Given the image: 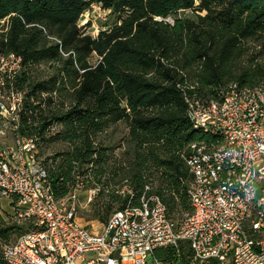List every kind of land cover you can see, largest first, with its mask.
Returning a JSON list of instances; mask_svg holds the SVG:
<instances>
[{"label":"trees","instance_id":"obj_1","mask_svg":"<svg viewBox=\"0 0 264 264\" xmlns=\"http://www.w3.org/2000/svg\"><path fill=\"white\" fill-rule=\"evenodd\" d=\"M92 3L117 20L97 36L80 25ZM1 21L0 59L21 58L6 79L22 93L14 124L37 147L64 145L42 163L57 200L81 176L98 188L86 221L78 217L92 233L127 204L130 193L116 188L123 181L135 203L149 180L169 217L190 211L184 180L192 175L183 157L191 144L210 146L217 137L193 127L185 93L207 101L231 82L264 85V0H0ZM40 65L46 73L33 74ZM54 97L59 104L45 113L42 103ZM120 123L128 132L119 154L113 129ZM12 231L28 230L3 226L0 236Z\"/></svg>","mask_w":264,"mask_h":264},{"label":"built area","instance_id":"obj_2","mask_svg":"<svg viewBox=\"0 0 264 264\" xmlns=\"http://www.w3.org/2000/svg\"><path fill=\"white\" fill-rule=\"evenodd\" d=\"M8 58L19 67L20 57ZM10 94L11 110L0 100L4 120L22 101L21 92ZM185 100L193 127L217 137L210 146L191 144L183 157L192 175L184 180L190 211L169 217L147 180L137 203L128 189L127 204L95 233L78 218L83 181L57 200L36 138L21 136L14 124L17 148L0 151V199L16 196L31 229L0 243L4 264H264V85L231 82L218 99L185 93ZM159 248L169 253L159 258Z\"/></svg>","mask_w":264,"mask_h":264},{"label":"rangeland","instance_id":"obj_3","mask_svg":"<svg viewBox=\"0 0 264 264\" xmlns=\"http://www.w3.org/2000/svg\"><path fill=\"white\" fill-rule=\"evenodd\" d=\"M116 16L112 14L110 11L104 9L101 5L92 3L88 10L85 12L84 16L82 17L80 21V25H85L86 27L83 29L84 32L87 34H91L92 36H97L98 32L101 29H107L114 25L116 22ZM4 21H1L0 28L4 26ZM98 56L96 54H92L90 57L91 63H95L98 61ZM16 66L14 62L10 59H0V100H2L5 105L11 110L13 107V98L10 94V91L12 87H7L6 79L10 78L11 75L15 72ZM46 67L44 65L37 66L36 68H33V74H39L43 75L46 73ZM43 96H46V93H44ZM55 96V95H54ZM55 104H59L58 99L56 97L53 98L52 103H49L48 100L46 102L42 103V107L45 110V113H48L50 109H52ZM21 107V104L18 108H16L13 111H9L10 114L7 115V118L1 119L0 118V125L4 124L6 125L5 128V134L3 136H0V151L2 152H9L11 150V147L17 148L18 144L16 143V138L13 131L14 123L18 120V109ZM57 124H52L49 133H53L58 130ZM112 130V129H111ZM114 141L116 144H119L122 141V144H120L116 149L115 153H121L125 149V142L123 141V137L127 134L128 129L123 124L120 123L117 126L114 127ZM64 149V145L61 142H48L41 143V145L37 149V156L41 163H44V161L47 158H52L55 153H58ZM81 180H83V177H80ZM79 180V179H78ZM120 194H124L129 189L128 184L123 181V183L116 186ZM94 191V193H92ZM98 192V188L96 187H88L84 186L83 189L80 191V204L78 208V217H82V221H86L85 217L86 214L90 211L91 202L95 200L96 194ZM89 194H92V199L88 201ZM12 203H7L5 201V198L0 200V228L5 226H11L13 224L21 225L23 227V230H29L31 229V222L29 220H26L19 216V212L21 210V205L18 204V199L16 196H13ZM6 200H9L6 199ZM114 208L118 206V204H113ZM80 221V219H79ZM20 236V233L18 231H12L10 236L5 239L4 237L0 236V243L3 242H10L16 240ZM1 252H0V260H1Z\"/></svg>","mask_w":264,"mask_h":264},{"label":"crops","instance_id":"obj_4","mask_svg":"<svg viewBox=\"0 0 264 264\" xmlns=\"http://www.w3.org/2000/svg\"><path fill=\"white\" fill-rule=\"evenodd\" d=\"M11 198H13V197H10L9 200H6V199H8V198H5V201H6L7 203H10V204H11V203H12V199H11ZM0 200H2V199H0Z\"/></svg>","mask_w":264,"mask_h":264}]
</instances>
